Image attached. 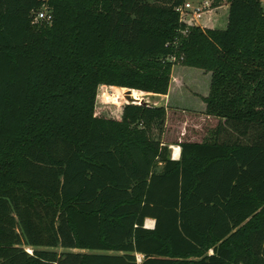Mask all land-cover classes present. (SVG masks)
<instances>
[{
  "label": "trees",
  "instance_id": "trees-1",
  "mask_svg": "<svg viewBox=\"0 0 264 264\" xmlns=\"http://www.w3.org/2000/svg\"><path fill=\"white\" fill-rule=\"evenodd\" d=\"M209 1L224 29L185 25L184 0H0V264H264V12ZM178 62L211 74L218 123L172 160L166 108L137 96Z\"/></svg>",
  "mask_w": 264,
  "mask_h": 264
},
{
  "label": "rangeland",
  "instance_id": "rangeland-1",
  "mask_svg": "<svg viewBox=\"0 0 264 264\" xmlns=\"http://www.w3.org/2000/svg\"><path fill=\"white\" fill-rule=\"evenodd\" d=\"M261 1V6L264 12V0ZM223 4V3H222ZM221 5V4H220ZM219 5V6H220ZM218 7V6H217ZM213 8L210 7L208 11L210 13L205 14V17L200 20V24L205 22V18L209 15L216 14L218 17V21L213 23V26L218 27L219 29H224L226 27L225 17H220L222 13L220 10L218 12L212 11ZM213 18V17H212ZM183 20L186 22L188 26H199L198 21L191 20L187 16H183ZM200 28H204L199 26ZM200 72V73H199ZM199 71L195 68H188L181 66L180 63H175L171 68L170 74V84L168 89V95L165 97H159L152 95H140L137 96L141 99V104H147L149 106L155 107H178L180 110L178 111L179 116L184 115L187 116L185 118L177 116V121H184V125L182 127L183 132H198L200 134V140H204L210 137L211 131L213 128L211 123L205 125L202 123H198L197 118L199 113L200 102H203L204 92L206 90L207 79L202 77L204 74L208 72ZM136 97V96H135ZM204 103V102H203ZM126 104V102L122 99V92L116 89L107 87V86H99L96 91L95 97V112L96 115L119 119L121 116L122 107ZM183 109H191V110H183ZM184 111V112H182ZM172 116L169 118V125L172 127L174 125V121H172ZM166 122L167 119H166ZM166 124L165 123V132H166ZM178 125V124H177ZM212 126V129L210 128ZM196 130V131H195ZM179 132V129L175 127L174 132ZM164 132V133H165ZM144 225L146 227H152L153 224L151 221L146 220ZM25 250L28 253H31L32 248L24 246ZM56 252L64 251L61 248L54 249Z\"/></svg>",
  "mask_w": 264,
  "mask_h": 264
},
{
  "label": "crops",
  "instance_id": "crops-1",
  "mask_svg": "<svg viewBox=\"0 0 264 264\" xmlns=\"http://www.w3.org/2000/svg\"><path fill=\"white\" fill-rule=\"evenodd\" d=\"M219 10L222 12V13H220L221 14L220 17L224 16L225 17V22L227 24L228 4L224 2L220 6L212 9V11H215V12H218ZM207 13H210V11L207 10V12L204 13V15L202 16L201 19H203L205 17V14H207ZM216 17H218V15H216V14L209 15L208 17L205 18V22L201 23V24L199 23L200 20H201L200 19L198 21L199 26L204 27V28H208V29H219L218 27L212 25L213 23H216L218 21V19H216ZM199 71H202V70H199ZM202 77L207 79L206 82L208 84V85H206V90L204 92L205 93L204 97H205L208 94L211 74L210 73H206ZM147 95H152V94H147ZM167 95H160V96L159 95H155V96L165 97ZM152 96L154 97V95H152ZM166 110H167V118L166 119H167L168 122H166L167 123L166 124V132L162 136V142L164 144H167L168 147L170 148V157H171V159L172 160H178L179 157H180L179 144L181 142H197V143H200L202 140L199 139L200 138V134L198 132H194V133L188 132V133H186V132L182 131V127L184 125V121L183 120L182 121H177V118H178L177 116H179L178 111L180 110V108H178V107H168V108H166ZM183 110H191V109H183ZM204 110H205V104L203 102H200L198 117H195V119L197 118L199 120V121H197L198 123L200 122V123L205 124V125L211 123L213 125V128H214L217 125L218 120L215 119V118L208 117V116L204 115L203 114ZM182 112H184V111H182ZM171 116L173 118L172 121H174L173 122L174 125H172V127L169 125V118ZM179 117L185 118L187 116L180 115ZM187 118H189V117H187ZM175 127L179 129V132L178 131L174 132L175 131ZM210 128L212 129V126H210ZM175 148L179 149L177 157H175V154H174V149ZM148 221H151L152 224L154 225V222L152 220L148 219ZM145 228L152 229L153 226L152 227H146L145 226ZM137 258H139L138 261H140V257L138 256Z\"/></svg>",
  "mask_w": 264,
  "mask_h": 264
},
{
  "label": "built area",
  "instance_id": "built-area-1",
  "mask_svg": "<svg viewBox=\"0 0 264 264\" xmlns=\"http://www.w3.org/2000/svg\"><path fill=\"white\" fill-rule=\"evenodd\" d=\"M210 7L211 2L209 0H184L183 4L175 8V11L179 14L180 20L187 25L183 20V16H187L194 21H199ZM34 20L50 23L52 15L46 9H41L35 14Z\"/></svg>",
  "mask_w": 264,
  "mask_h": 264
},
{
  "label": "bare ground",
  "instance_id": "bare-ground-1",
  "mask_svg": "<svg viewBox=\"0 0 264 264\" xmlns=\"http://www.w3.org/2000/svg\"><path fill=\"white\" fill-rule=\"evenodd\" d=\"M178 150H179L178 148H175V149H174L175 157H177V155H178Z\"/></svg>",
  "mask_w": 264,
  "mask_h": 264
},
{
  "label": "water",
  "instance_id": "water-1",
  "mask_svg": "<svg viewBox=\"0 0 264 264\" xmlns=\"http://www.w3.org/2000/svg\"><path fill=\"white\" fill-rule=\"evenodd\" d=\"M128 90H130V89H128Z\"/></svg>",
  "mask_w": 264,
  "mask_h": 264
}]
</instances>
